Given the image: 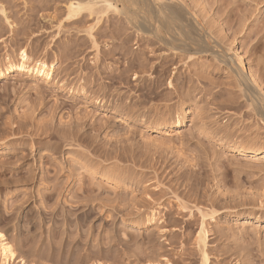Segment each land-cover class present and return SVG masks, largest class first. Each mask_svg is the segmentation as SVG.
Returning a JSON list of instances; mask_svg holds the SVG:
<instances>
[{
  "label": "rangeland",
  "instance_id": "1",
  "mask_svg": "<svg viewBox=\"0 0 264 264\" xmlns=\"http://www.w3.org/2000/svg\"><path fill=\"white\" fill-rule=\"evenodd\" d=\"M165 2L218 54H240L264 99V0ZM65 8L0 0V66L23 49L57 63L50 83L0 81V232L14 264H264V123L232 69L169 51L128 15ZM184 101V125L163 128Z\"/></svg>",
  "mask_w": 264,
  "mask_h": 264
},
{
  "label": "bare ground",
  "instance_id": "2",
  "mask_svg": "<svg viewBox=\"0 0 264 264\" xmlns=\"http://www.w3.org/2000/svg\"><path fill=\"white\" fill-rule=\"evenodd\" d=\"M64 1L66 2L65 9L67 19L76 20L78 17L86 14L88 15V17L92 15L97 17L96 21L100 22V20L103 17H106L109 12L117 15L123 14L124 18L128 15L126 21L131 18L132 22L130 23V20L128 21L131 26H133L132 24L134 23V26H137V28H135L137 30L140 29L141 32L145 30L143 29L144 26V28H147L146 32L149 38H154L158 44L166 47L169 51H172L175 54L186 51V54L190 55L191 57L198 54L213 55L215 56V58L218 57L219 59L217 58V60H220L221 63H225L232 69L231 71H233V73L235 74V78L237 80L236 82H238L239 84H237L238 87L243 88H241L243 96L246 97L249 106L256 113V117H258L264 123V99L259 94H257L258 92L255 96L254 93L256 89H250L252 87H249L250 80L248 82V80L246 79L247 75L245 65L240 54L236 53L235 55H232L230 57H227L226 54L224 55L225 52H219L218 54L215 51V48L217 50L218 47L214 46L215 44L210 38L211 35L209 36L208 34H206V32H204V29L201 27L198 20L194 16H190L187 11H185L183 6L182 8L179 5H168L169 2H165V5H160L163 0ZM133 4H136L138 9H135V12L131 11L130 14H128L129 9L127 8H129V6ZM0 12L3 13V10L0 9ZM129 15L131 17H129ZM135 23L138 24L135 25ZM89 30L91 29H88V31ZM143 34H146L145 31H143ZM89 35L91 36V34H88V36ZM209 43L214 45L210 46ZM95 44L96 43H94V47ZM56 64V61L45 62L43 60H33L23 49L18 51L15 57L6 56L4 58V65L0 66V81L9 78L13 73H20L26 77L34 78L39 83H50L54 81L53 73ZM191 109L192 106L190 105V101H184L180 109L175 113L178 118L173 123H163V128H181L184 125V117L187 113H189ZM259 151L260 149L258 147H252L248 148L245 152L258 154ZM199 213L202 220L206 216L208 218H211L212 220L220 216V213L217 211L211 213H207L206 211H199ZM235 216L239 217V215ZM198 238L199 241L204 244L205 232L201 230L198 234ZM16 259L17 256L12 245L7 241L5 235L0 232V264H14ZM203 260L205 262V258ZM19 263L25 264V261L23 259H20Z\"/></svg>",
  "mask_w": 264,
  "mask_h": 264
}]
</instances>
